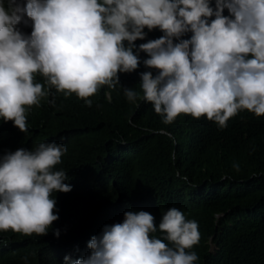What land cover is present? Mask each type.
I'll use <instances>...</instances> for the list:
<instances>
[{
    "label": "clouds",
    "instance_id": "9594fccd",
    "mask_svg": "<svg viewBox=\"0 0 264 264\" xmlns=\"http://www.w3.org/2000/svg\"><path fill=\"white\" fill-rule=\"evenodd\" d=\"M145 28L163 35L137 47ZM141 52L156 72L140 73L142 99L164 124L190 115L225 127L241 110L264 117V0H0V119L27 131L26 109L47 94L36 74L90 107L101 86L137 71ZM121 87L129 102L141 96ZM66 153L51 142L0 157V231L47 235L59 219L53 193L72 191L67 174L54 171ZM157 228L162 238L151 235ZM198 229L175 207L158 227L151 213L128 211L91 238L88 255L65 264H195L188 250Z\"/></svg>",
    "mask_w": 264,
    "mask_h": 264
},
{
    "label": "trees",
    "instance_id": "16d2710c",
    "mask_svg": "<svg viewBox=\"0 0 264 264\" xmlns=\"http://www.w3.org/2000/svg\"><path fill=\"white\" fill-rule=\"evenodd\" d=\"M18 27L31 34V26ZM144 31L137 47L163 35ZM139 55L137 71L119 80L141 93L140 73L156 72L144 67L147 54ZM34 82L47 94L26 109V132L0 119V157L40 143L66 145L54 171L67 174L72 191L53 193L59 219L47 235L0 231V264H65L66 256L88 255L91 238L123 222L125 212H149L158 227L172 207L198 223L199 243L188 250L197 254L195 264H264V117L241 110L225 127L190 115L164 124L142 93L129 102L120 84L101 86L89 107L40 74ZM151 235L163 237L158 228Z\"/></svg>",
    "mask_w": 264,
    "mask_h": 264
}]
</instances>
